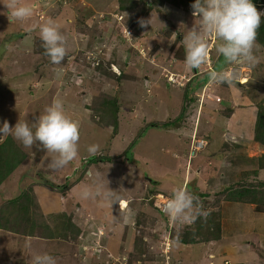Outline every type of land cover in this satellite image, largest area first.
Masks as SVG:
<instances>
[{"label":"rangeland","instance_id":"374dc122","mask_svg":"<svg viewBox=\"0 0 264 264\" xmlns=\"http://www.w3.org/2000/svg\"><path fill=\"white\" fill-rule=\"evenodd\" d=\"M132 1L133 9L124 11L119 0H18L32 9L21 21L8 18L6 0H0V127L5 120L31 126L58 99L80 129L78 156L58 171L48 167L57 154L0 135V145L10 139L24 155L0 184V264H33L44 253L56 264H264V209L222 204L226 186L264 182V149L251 139L264 104V46L257 42L255 66L222 64L219 71L232 73L235 86L209 79L187 97V86L202 76L185 65L182 42L185 31L199 25L190 7L195 0ZM253 3L264 12V0ZM141 18L150 23L140 27ZM50 20L66 40L59 65L45 55L40 38ZM205 40L209 57L202 72L223 58L215 35ZM93 144L99 145L96 162L87 151ZM199 166L206 185L195 194L196 207L206 216L174 222L157 203L182 187L185 171L191 182L199 180L192 176ZM97 188L100 195L83 198L86 189ZM109 190L116 193L105 199ZM19 197L34 222L31 234L24 212L17 216L9 204ZM124 199L130 205L122 209ZM220 206L228 237L205 251L199 235L213 229L207 217L218 227L211 232L221 233ZM69 220L77 229L64 230ZM197 224L195 243L181 244L179 237L194 233ZM232 237L233 247L217 246Z\"/></svg>","mask_w":264,"mask_h":264},{"label":"clouds","instance_id":"9594fccd","mask_svg":"<svg viewBox=\"0 0 264 264\" xmlns=\"http://www.w3.org/2000/svg\"><path fill=\"white\" fill-rule=\"evenodd\" d=\"M3 4L9 12L10 19L22 21L32 15V9L19 6L18 0H6ZM190 7L193 17L199 18V25L195 23L183 35L184 63L189 69H195L197 72L208 60L209 46L205 40V34H214L220 41L216 52L224 57L227 64L255 66L259 62L254 55V50L261 47L257 43V36L264 12L258 11L253 0H195ZM137 23L143 28L150 21L141 18ZM128 35L130 37V33ZM40 38L45 55L51 63L61 64L67 55L66 40L54 21L50 20L41 27ZM210 82L227 84L229 87L235 86V78L227 70L212 71ZM9 134L26 148L39 144L44 150L57 154L48 163L52 171H58L67 166L79 154V123L66 115L64 106L58 99L46 107L44 114L35 118L31 126L19 120L12 127L5 120L0 127V135ZM199 146L201 147L202 143ZM87 151L90 157H95L99 153V145H90ZM261 178L264 179V171L261 173ZM115 193L116 191L109 190L104 198L110 199ZM98 195H100L99 188L95 192L86 189L82 193L85 199ZM198 203L199 197L189 192L185 185V188H177L173 196L166 199L160 206L157 203V207L159 211L167 213L174 222L191 223L198 216H206L205 212L197 209ZM33 264H56V259L47 253L38 254L33 258Z\"/></svg>","mask_w":264,"mask_h":264},{"label":"trees","instance_id":"16d2710c","mask_svg":"<svg viewBox=\"0 0 264 264\" xmlns=\"http://www.w3.org/2000/svg\"><path fill=\"white\" fill-rule=\"evenodd\" d=\"M127 1L128 0H119L120 9H122L124 11L133 9V7H134L133 1L129 0L128 1L129 3H127ZM257 42L264 46V19L263 18H262L261 26L258 30ZM224 62H225V60L223 57L219 62H217V64L214 66V69L209 68L208 70H205L204 72L197 70L198 73H196V75L202 73L203 77L200 76L197 78L195 75L196 80L193 79V81L195 82L194 85L189 84L186 88L187 97H190L191 94H193V92L195 91V89L197 87H199V86L201 87L204 84H206L210 79V73L212 71H216V70L219 71V69L222 67V64ZM110 105L115 106L116 103L114 102V103H111ZM251 139L253 141L257 142L259 144L260 148L264 149V104H262L258 107V111H257V115H256V122H255V127H254V134H253ZM23 160H24V155L16 148L14 142L11 141L10 139H6L0 145V184L7 178V176ZM90 161L96 162L97 158L93 157L90 159ZM261 169H264V155H262V157L259 159V170H261ZM257 174H259L258 170L252 171V172L249 171V172H246L243 175V177H245V179H246L250 175L257 176ZM191 183H189L186 186L187 190H189V192H191L194 195L195 194L200 195V192H195L193 189L189 188L190 185L192 186ZM263 188H264V182H261V181H258V187H256V186L255 187L244 186L241 183V184H236L233 187H232V185H231V187L226 186V188L222 189V192H224V194H222V195L224 196V198L226 197L225 198L226 201H229V202L231 201V202H235V203H239V204H247V203L248 204H255L257 211H263V209H264V190H263ZM201 196H206V195L201 193ZM19 199H21V197L14 199V200H11L9 202V204H10V206L15 207L17 216H19L17 214V211L18 212H24L25 216H23V217L26 220H28L29 223H31L30 231H29V233L31 234L33 232V228H34V222L29 218V214L27 213L28 209H26V208L24 210L21 209L22 204L20 203L21 201ZM217 214L218 213H216V215ZM208 220L211 224L210 228H213V229H209V230L206 229L208 231V233H201L199 235V230L201 229V224H197L194 233H188L187 232V233L183 234L181 237H179L178 241L181 244H184V243L193 244V243H195L194 237L196 236V238H197L198 235L201 237V241H198V242H208L212 238H214L215 240H220V233L219 232H218V234H214L213 232H211V230L217 231L218 227H216V223L214 222V220L212 221V220L208 219V217H207L206 221H208ZM39 226H41L44 230L47 231V233H48L47 237H53L54 233L52 232V229L48 225L41 224ZM1 227L6 229L5 225H2ZM75 227L76 226L72 225L71 221L69 220L68 224L67 223L65 224L64 230L65 229L66 230H75V229H77ZM234 264H242V263H234Z\"/></svg>","mask_w":264,"mask_h":264},{"label":"crops","instance_id":"0c3cea01","mask_svg":"<svg viewBox=\"0 0 264 264\" xmlns=\"http://www.w3.org/2000/svg\"><path fill=\"white\" fill-rule=\"evenodd\" d=\"M202 170H203V168H200V166H199V168L196 170L197 171V175H195L196 174V172H194L193 174L194 175H192V176H196V178H197V176L199 177V180L198 179H195L192 183H191V179H188L189 178V176H188V173L189 172H187V174H186V171H185V174L183 175V177L185 178V179H183V181H182V183H181V186L183 187V188H185V185L187 186L189 183H191L192 184V189L195 191V192H202V190H204V187H205V185H206V175H203V174H201V172H202ZM187 189V188H186ZM213 189V188H212ZM189 191V190H188ZM212 191H214V189L212 190ZM204 192V191H203ZM206 192H208V193H210L211 194V192L210 191H206ZM216 192H219V191H216ZM174 193V192H173ZM173 193L171 194V196H165L167 199H170L172 196H173ZM212 197H213V195H212ZM122 202H125V204H128L127 203V201L124 199V200H121V208L122 209H124V207H122ZM229 203H232V202H229V201H223L222 202V204H224V206H226L225 204H229ZM124 204V205H125ZM241 204H239V203H235V202H233L232 203V207L234 208V206H240ZM228 206V205H227ZM223 208L224 207H222V206H220V210H222L221 212H222V221H223V224H222V227H221V233H220V240H214V239H211V240H209L208 242H202L201 244H204V246H206L205 247V251H207V250H209V248H211V247H208L209 245L210 246H214V244H217L218 242L220 243L221 242V240H226L227 239V234H226V230H227V227L228 226H226L225 225V216H224V213H226V212H224L225 210H223ZM261 213H264V211L263 212H261ZM104 225V224H103ZM106 225V224H105ZM263 227L262 226H260V229H259V237H260V234L262 233V234H264V230L262 229ZM254 234H257V232H254L253 233V235ZM261 234V235H262ZM236 236V235H235ZM237 239V238H236ZM236 239H233V237L232 238H230L229 240H228V243L227 244H218L217 246L219 247H225V246H230V247H233V245H235V244H237V240ZM249 242V241H248ZM239 243H242V242H238V244ZM208 245V246H207ZM240 245V244H239ZM238 245V248L240 247ZM212 246V247H213ZM243 246H246L245 244H243ZM218 247H217V249H218ZM245 248V250H249L248 248H250V247H244ZM247 248V249H246ZM218 252V251H217ZM215 256V255H214ZM235 263V262H234ZM233 263V264H234ZM237 263H245V264H248L247 262H245L244 260L241 262V261H239V262H237Z\"/></svg>","mask_w":264,"mask_h":264},{"label":"bare ground","instance_id":"6f19581e","mask_svg":"<svg viewBox=\"0 0 264 264\" xmlns=\"http://www.w3.org/2000/svg\"><path fill=\"white\" fill-rule=\"evenodd\" d=\"M245 82V81H244ZM218 163V162H217ZM50 184V183H49ZM125 204V202H122V205H124Z\"/></svg>","mask_w":264,"mask_h":264},{"label":"water","instance_id":"95a60500","mask_svg":"<svg viewBox=\"0 0 264 264\" xmlns=\"http://www.w3.org/2000/svg\"><path fill=\"white\" fill-rule=\"evenodd\" d=\"M194 71H195V69H194Z\"/></svg>","mask_w":264,"mask_h":264}]
</instances>
